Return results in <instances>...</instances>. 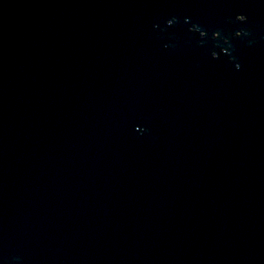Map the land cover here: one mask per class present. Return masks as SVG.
Masks as SVG:
<instances>
[{"label": "water", "instance_id": "water-1", "mask_svg": "<svg viewBox=\"0 0 264 264\" xmlns=\"http://www.w3.org/2000/svg\"><path fill=\"white\" fill-rule=\"evenodd\" d=\"M0 264H264V0H0Z\"/></svg>", "mask_w": 264, "mask_h": 264}]
</instances>
